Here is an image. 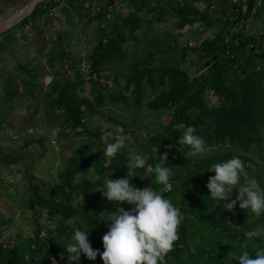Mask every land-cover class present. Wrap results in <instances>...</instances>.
Returning <instances> with one entry per match:
<instances>
[{"label":"trees","instance_id":"16d2710c","mask_svg":"<svg viewBox=\"0 0 264 264\" xmlns=\"http://www.w3.org/2000/svg\"><path fill=\"white\" fill-rule=\"evenodd\" d=\"M214 1L118 0L119 5H125L132 12L128 18L114 15L111 21L107 18L113 15V7L105 11L107 1L97 14L101 24H106L100 27L99 41L88 57L90 65L87 77L77 69L76 59L65 53L58 32L47 58L50 69L55 70V79L49 86L46 98L51 110L58 111V118H63L67 134L81 138L83 144L73 149L59 169V188L47 189L38 184L33 185L34 194L28 205L30 210L38 214L37 219L45 220V224L40 223L32 237L16 242L12 247L0 243V264H70L64 246L70 240L73 227L89 233L92 247H103L102 236L112 223L108 219L110 211L91 212L74 202L78 199L83 201L84 197L93 206L96 202H110L105 196L101 200L103 193L97 189L104 186L105 176L116 179L126 175L128 170L125 165L130 153L123 147L113 157H105L106 142H115L117 135L112 131L107 134L98 128L90 129L88 118L99 115L107 99L110 103L121 101L128 104L126 93L133 96L132 107L140 110L145 85L159 91L146 104V108L168 117L160 124L159 130L146 139L140 141L134 138L136 153L153 156L148 161L152 166L159 161V155H167V159L161 163L171 168L169 179L173 189L163 195L179 207L184 215L178 228L179 239L168 253L166 264H225L229 252L239 254L241 245L245 243L252 258H255L254 252L258 248H264L261 235L251 240H247L244 235L254 230V226L249 225L236 208L227 210L220 203L211 201L206 187L209 177L215 175L208 171L212 164L236 156L244 162L250 174L254 163L242 154L222 150L211 157L195 158L191 156L188 146L177 143L183 134L180 126H192L207 148L230 146L244 154L254 149L264 153V49H261L264 42L258 41L252 51L256 38L246 32L247 17L237 21L235 13L230 15L235 5L230 0H219L220 8L210 11ZM200 2H206L205 8L199 6ZM86 3L87 0L41 2L28 18L14 28L29 23L35 26V20L47 19L48 12L58 7L61 13L65 12L69 16L72 13L79 17L87 16L89 6L85 8ZM261 12L260 9L256 15ZM144 16H153L148 19L149 25L156 21L167 23L170 19L174 20L177 30L194 24L210 28L215 23H221L216 36L203 39L196 49H190L191 53L196 54L199 63L216 57V68L206 75L191 78L180 66L165 68L156 64V54H150L141 62L130 65L131 73L123 75L125 83L119 90L115 91L108 83H103L100 76L107 65L125 56L124 46L129 40H137V31ZM237 27L239 29L234 31ZM125 34H129V37ZM188 52L187 49L183 52L181 63L185 62ZM210 66L213 67V63ZM71 71L74 72L72 78L68 74ZM113 83L118 86L119 79L116 77ZM85 84L90 86L89 96L82 95ZM211 97L218 99L219 103H211ZM109 120L121 126L124 134H133L124 123ZM102 137L105 139L102 140ZM40 143L43 147V141ZM153 148L159 149L158 154L153 155ZM12 157L11 162L15 163L22 159L19 155ZM10 158V155H0L1 162H7ZM77 174L81 176V181L74 185ZM135 175L133 178L128 176V179L137 188L151 186L159 190L161 187L155 183V175L151 170L136 169ZM256 179L264 188L262 179ZM235 192L238 193V189ZM259 219L264 222V214ZM1 234L0 229V237ZM232 264H238V261L233 260Z\"/></svg>","mask_w":264,"mask_h":264},{"label":"rangeland","instance_id":"374dc122","mask_svg":"<svg viewBox=\"0 0 264 264\" xmlns=\"http://www.w3.org/2000/svg\"><path fill=\"white\" fill-rule=\"evenodd\" d=\"M29 1L30 0H0V20L7 16L10 10L17 11L26 6ZM88 1L89 8L86 12L88 13V15L86 14L87 16L79 17L74 13L69 16L67 13L62 12L59 16L63 22L60 29H51L52 39H56L58 32L61 34L65 53H69L76 59V67L85 77L88 76L87 73L90 65L88 57L99 41V29L106 24V22H104L103 25L101 24L97 14L100 11V7L104 6L108 0H87V2ZM199 6L205 8L206 2L199 3ZM215 8H220L219 0H215L211 4L210 11ZM260 9L263 12L259 15H256L254 12L250 17H247L245 21L247 33L249 35H254L257 41L259 40L261 30L264 29V4L263 7H259L258 11ZM111 10L113 11V15L108 16V21H111L114 15H118L121 18H128L132 12V10L125 5H119L118 0H115ZM52 15L53 12L52 14L48 12L47 18L50 19ZM152 17L153 16H144L142 24L137 31V40H129L124 46L126 52L125 56L119 61L107 65L105 68L106 70L101 74L100 77L103 83H108L115 91L119 90L124 85L125 78L123 75L131 73L130 65L134 62H141L150 54H156V64L162 65L165 68L177 65L186 70L191 78L202 75L199 67L204 63H199L196 54L191 53L190 49H196L203 39H212L216 36L221 29V23H215L210 28H205L201 26V24H194L183 30H177L174 20L171 19L167 23L156 21L149 25L148 19ZM235 19L237 20V16H235ZM238 29L239 27L234 31ZM125 36L129 37V34H125ZM186 49L189 50L188 55L185 56V62L181 63L180 60ZM261 49L263 50L264 47L262 46ZM68 74L69 77L72 78L74 72L71 71ZM116 77L119 79L118 86H115L113 83ZM84 89L85 92L82 95L89 96L88 91L90 86L85 84ZM158 93V90H152L145 85L143 88V106L140 110H136L132 107L133 96L130 93H126L129 97L128 104L121 101L116 104L110 103L107 99L105 106L99 110L100 114L88 118V126L92 130L98 128L107 134H110L111 131L116 133L117 137L124 141V148H126L129 153H136L134 138L140 141L146 139L159 130L160 124L164 119L167 120L168 116L164 117L162 114L151 112L146 108V104L153 100ZM210 102L218 104L219 100L215 97H211ZM109 119L124 123L128 126L130 131H133V134H131V136L130 134H124L121 126L111 123ZM262 136L264 138V129L262 131ZM39 138L44 140V155L32 150L33 152H31L30 158H26V160L22 158L17 163L7 161L5 165L0 167V224L4 223L0 225L2 231L0 243L8 247H12L14 243L32 237L38 225H40V223L45 224V220H43V218L41 220L37 219L38 214L36 211L34 212L29 208V201L34 194L32 187L38 184L47 189L59 188L57 176L59 169L65 164V160L73 153V149L83 144L81 138L68 135V142L66 143L68 149L65 147L62 153L55 157L56 142H52L53 140L50 139L48 131ZM14 142L13 139L7 138L5 133H0V147L6 149V152L10 153L9 150H13L12 152L16 153L18 151V149L16 150L17 146L15 147ZM208 149L209 151L205 154L191 156L195 158L211 157L219 153L220 150L237 152L249 158L254 163V168L249 176H254L255 178L260 177L264 185V153H260L254 149L252 152L244 154L238 148L230 146L212 147ZM6 155L9 156L10 154ZM35 164H38L39 167H36L34 171H32ZM8 169L18 170L19 175L14 182H11L8 178ZM237 195L238 193H236L234 189L233 195L228 201H220L219 203L224 206L225 203H229L231 200L235 199ZM83 199V201L78 199L74 203L78 204L82 209H88L91 212L110 211V216L117 212L118 208L121 206L126 210L130 208V205L127 203L120 204L114 201H110L106 204H103V202H96L93 206L87 202L85 197ZM102 199H104V195L101 196V200ZM234 208H236L237 213L243 215L247 219V223L254 226V230L259 231L264 238V222L260 221L259 217L256 215L249 213L245 209H241L239 203H237ZM50 223L52 227H55L52 222ZM92 248L94 250L99 249L101 252L103 251V247ZM79 263L103 264V261L99 255L95 261H92L87 259L84 254H81Z\"/></svg>","mask_w":264,"mask_h":264},{"label":"clouds","instance_id":"9594fccd","mask_svg":"<svg viewBox=\"0 0 264 264\" xmlns=\"http://www.w3.org/2000/svg\"><path fill=\"white\" fill-rule=\"evenodd\" d=\"M183 134L177 141L179 145H186L193 156L205 154L209 149L205 141L198 136L192 126L184 127ZM102 140L105 138L102 137ZM124 147V141L119 137L115 142L107 143L104 149L105 157H113ZM159 149L153 148V155ZM153 156L147 153H130L126 163L127 173L123 178L110 179L105 176L104 186L101 190L109 201L120 204L127 203L131 207L127 210L119 207L117 212L108 219L112 223L109 230L102 236L103 251L94 250L89 241V233L78 227H73L69 242L64 246L70 264H79L81 254L87 259L95 261L99 255L103 264H166V257L173 250L174 243L179 239L178 228L184 220L181 209L174 206L164 193L171 190V168L162 165L167 155H159V161L154 166L148 161ZM151 170L155 175V183L160 185L159 190L149 186L144 189L137 188L128 176L135 175L136 169ZM215 175L209 177L206 184L210 192L211 201H228L234 189L238 195L229 203H225L227 210H232L237 203L241 209L247 210L257 217L264 214V188L254 176H249L244 162L236 156L223 162L215 163L208 169ZM81 181V176L76 175L73 184ZM247 240L259 237L261 233L256 230L245 234ZM252 253L246 250V243L241 245L239 254L229 252L225 264H264V248H258Z\"/></svg>","mask_w":264,"mask_h":264},{"label":"crops","instance_id":"0c3cea01","mask_svg":"<svg viewBox=\"0 0 264 264\" xmlns=\"http://www.w3.org/2000/svg\"><path fill=\"white\" fill-rule=\"evenodd\" d=\"M230 1L235 4L239 2ZM263 4V0H256L257 9ZM88 6L89 1L85 8ZM50 12L54 16L50 19L38 18L35 26L29 23L0 35V133L13 139L18 149L16 153L13 150L8 153L0 147V155L10 154L9 161L15 155L26 160L33 151L44 155V146L41 147L40 143L44 140L39 137L46 131L52 142H56L55 157L62 153L68 142L63 118L59 119L60 113L51 110L46 98L49 86L55 79V70H51L47 64L55 40L52 39L51 29H60L63 24L59 17L62 14L60 7ZM260 33L258 41L264 42V29ZM3 165L5 162H0V167ZM37 165L32 171L39 167ZM8 173L11 182L17 180L18 170L8 169Z\"/></svg>","mask_w":264,"mask_h":264},{"label":"water","instance_id":"95a60500","mask_svg":"<svg viewBox=\"0 0 264 264\" xmlns=\"http://www.w3.org/2000/svg\"><path fill=\"white\" fill-rule=\"evenodd\" d=\"M44 0H30L29 3L23 8L14 11L10 10L7 16L3 17L0 20V35L6 33L7 31L13 29L16 25L20 24L24 19L28 18L37 8V6ZM115 0H108V5L105 7V11H108L114 6ZM256 8V0H239L237 4L233 6V9L230 13L232 15L235 13L237 15V21L244 18L250 17L253 10ZM229 15V16H230ZM237 22H234L236 24ZM258 44V41H254L252 51H254L255 46ZM216 57H213L210 61L205 62L199 67L202 76L206 75L212 68H216ZM213 63V67L210 64ZM199 73V72H198Z\"/></svg>","mask_w":264,"mask_h":264},{"label":"built area","instance_id":"2783aa9c","mask_svg":"<svg viewBox=\"0 0 264 264\" xmlns=\"http://www.w3.org/2000/svg\"><path fill=\"white\" fill-rule=\"evenodd\" d=\"M258 9H259V8H258ZM258 9H257V7H256V8L254 9V12L257 13V12H258ZM172 189H173V186H172V184H171V190H170V191H172ZM170 191H169V192H170Z\"/></svg>","mask_w":264,"mask_h":264}]
</instances>
